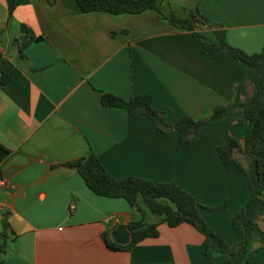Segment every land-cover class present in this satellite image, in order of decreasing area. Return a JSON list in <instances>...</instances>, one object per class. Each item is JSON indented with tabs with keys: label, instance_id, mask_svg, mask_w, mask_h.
Segmentation results:
<instances>
[{
	"label": "crops",
	"instance_id": "obj_1",
	"mask_svg": "<svg viewBox=\"0 0 264 264\" xmlns=\"http://www.w3.org/2000/svg\"><path fill=\"white\" fill-rule=\"evenodd\" d=\"M160 6L179 16L196 10L247 54L264 43V0H160ZM21 24L41 39L20 52ZM198 31L215 41L211 29ZM0 60L10 66L0 84V145L7 150L0 176L9 184L0 186V218L12 237L2 264H223V254L201 253L202 236L186 223H158L155 237L107 249L102 232L157 218L121 197L92 193L65 162L90 152L113 178L173 182L203 206L224 204L220 211L200 208V215L225 242H238L242 234L230 217L246 201V181L235 166L219 163L215 147L227 135L243 136L241 111L204 125L177 150L173 130L158 132L147 118L101 105L99 96L146 93L166 122L198 119L234 99L246 78L243 63L225 52L202 53L189 32L152 9L80 12L73 0H0ZM258 229L242 264H264V208Z\"/></svg>",
	"mask_w": 264,
	"mask_h": 264
},
{
	"label": "trees",
	"instance_id": "obj_2",
	"mask_svg": "<svg viewBox=\"0 0 264 264\" xmlns=\"http://www.w3.org/2000/svg\"><path fill=\"white\" fill-rule=\"evenodd\" d=\"M80 12H105L111 15L122 13L137 14L147 9L154 10L162 19L176 29L189 32L204 54L225 52L234 60L244 64L246 78L235 86L234 99L223 105L214 106L204 117L194 119L186 115L179 116L172 123L164 120V113L154 108L150 96L146 93L135 94L126 99L111 93L102 92L100 104L122 109L128 118H147L158 132L173 130L176 134L177 150L189 145L198 130L206 124L224 119L238 109L247 120L246 130L241 138L227 135L225 140L215 147L216 156L222 165L235 166L244 176L248 195L244 205L230 217V226L241 232L242 237L233 244L212 231L199 209L220 211L224 204L206 207L185 190L173 182H157L136 176L113 178L104 169L93 153L65 162L73 167L86 187L94 194L104 197H121L130 208L142 214L144 207L157 218L156 222L145 223L141 220L129 222L127 231L129 241L126 244L112 242L108 234L101 233V240L109 250H127L132 245L147 237L158 234L157 224L164 223L173 227L186 223L201 236V253L215 252L224 255L223 264H242L251 232L258 229V222L264 208V43L259 51L247 54L232 47L224 40V31L216 22H212L195 11H187L179 16L172 11L161 12L160 0H73ZM200 27L211 29L215 41H206L198 31ZM20 38L16 40L21 52L27 44L41 39L25 25H20ZM10 78V66L0 60V84ZM250 87V93L247 87ZM7 150L0 145V161ZM240 154L244 162H240ZM264 237V229L260 230ZM9 226L4 217L0 218V264L7 250V243L12 239Z\"/></svg>",
	"mask_w": 264,
	"mask_h": 264
},
{
	"label": "water",
	"instance_id": "obj_3",
	"mask_svg": "<svg viewBox=\"0 0 264 264\" xmlns=\"http://www.w3.org/2000/svg\"><path fill=\"white\" fill-rule=\"evenodd\" d=\"M109 239L117 244H126L129 241L128 231L125 226H116L108 234Z\"/></svg>",
	"mask_w": 264,
	"mask_h": 264
},
{
	"label": "built area",
	"instance_id": "obj_4",
	"mask_svg": "<svg viewBox=\"0 0 264 264\" xmlns=\"http://www.w3.org/2000/svg\"><path fill=\"white\" fill-rule=\"evenodd\" d=\"M8 181L0 176V186H8ZM2 210V203L0 202V211Z\"/></svg>",
	"mask_w": 264,
	"mask_h": 264
}]
</instances>
